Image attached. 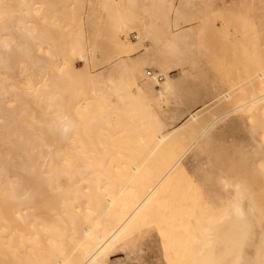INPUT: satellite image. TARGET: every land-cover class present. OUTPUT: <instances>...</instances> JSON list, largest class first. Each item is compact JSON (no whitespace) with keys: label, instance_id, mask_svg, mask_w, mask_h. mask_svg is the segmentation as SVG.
<instances>
[{"label":"rangeland","instance_id":"obj_1","mask_svg":"<svg viewBox=\"0 0 264 264\" xmlns=\"http://www.w3.org/2000/svg\"><path fill=\"white\" fill-rule=\"evenodd\" d=\"M29 2L36 9L29 19L33 21L34 25L43 28L46 25L52 31L53 40H57L62 45H60V53L55 56L58 63L65 62L64 66H66V63L69 62L67 67L69 74L72 77H77L74 91L70 92L67 88L62 94L64 100L68 101L74 92L84 91L82 88L77 91V88L81 86L86 87L87 90L94 88L96 92L90 91L85 95L81 93L80 97L98 96L102 94V90H109L110 96V100H103L98 106L88 104L86 107H81L76 114L72 115L71 113L80 128V132L78 128L75 130L74 136L77 140H74L69 147L64 141L56 144L60 146L64 156L76 155L77 157L74 156L71 160L78 162L79 167L62 169L60 164L63 158L57 156L58 158L54 161L57 167L54 169L51 167L52 170L46 177L39 179V185L44 192L50 187L58 185L62 187L61 189L56 187V190L51 192L58 195V198L63 197V200L67 202L66 208L69 207L72 210L71 214L80 216L83 221H87L88 217L92 219L98 215L97 212L91 214L86 212L87 206L94 199H97L99 208H102L107 198H112L122 189L119 193L121 199L132 198L142 190L139 188H142L143 184L138 185V183L130 182L126 184L130 175L133 174L125 167L130 160L127 145L132 147V153L138 152L139 155H145L149 152L144 146H141L145 144L140 141L141 138H136L139 134L133 135L134 144L127 141L128 127L132 126L135 133L144 131L142 133L144 136L150 133L149 131H153L151 135L154 136L155 133L165 131V123L177 125L179 121L188 117L191 111L204 107L202 122L207 123L214 117H219L200 138L201 142L199 140L196 146L189 151L190 154L184 157L186 174H177L174 182L170 183L171 185L168 184L159 191L156 199L152 200L151 210L149 209L147 212V224L142 226L141 230L136 233L137 235L134 234L131 241L125 245V250L120 246L110 249L109 264H201V260H205L207 256L211 257V252L215 248L212 247L213 244L210 241L207 248L203 247L207 238H210L208 233H218L217 238H220H218L220 244L218 249L229 254L226 264H263L264 259L261 253L262 247H264L262 246L263 240H258L262 239L260 233L262 234L264 231V219L259 216L260 210L258 209L264 212V184L262 183L264 180L261 182V179L264 178V143L262 142L264 138L253 133L251 128L253 122L248 113L240 110L228 112V110L236 105L235 99L242 96L247 81H249L247 78L252 77V72L257 70L260 58L264 62V0H29ZM108 10L112 12L110 13ZM18 14H22V12L20 11ZM58 31L64 32L62 34L60 32L58 35ZM76 35H80V38L82 36V39ZM79 50L83 55L81 58L74 53L75 51L79 53ZM94 53L96 56L93 55ZM256 57L260 58L256 59ZM133 70L138 74H135ZM11 71L15 77H18L15 69ZM73 72L78 76H75ZM166 77L172 79L173 87L167 92L166 97L156 98L155 94L160 90ZM64 79L66 82L67 77L64 76ZM254 79L251 82L254 83ZM132 85H136L135 88ZM145 87L152 91L147 92L148 89ZM227 90L232 93L230 104L214 100L216 98H213L214 96ZM234 90L236 93H233ZM134 91L137 95H134ZM226 105L231 107L228 108ZM221 107L223 108L221 109ZM33 109L37 110V108ZM30 110L24 109L23 114L27 115ZM50 110L42 109L41 111ZM111 125L113 129L110 128ZM201 125H193L194 129L191 126L187 133L189 135L186 134L176 140L171 138L170 143L167 141L168 144L164 145L165 148L162 147L161 150L155 152L159 156L155 160L160 161L163 156L177 151L179 146H188L191 135L198 133ZM35 128L31 129L38 131L39 136L58 139L57 134L51 132L53 128L47 126L45 122L41 123L39 129ZM177 139L179 140L177 141ZM77 141L81 144L79 145ZM83 141L86 144L83 145ZM171 141L175 143H171ZM180 141L182 144L174 147V144H178ZM89 159L92 161L89 162ZM77 170H79L78 173H76ZM260 176L262 177L258 180ZM61 177L63 178L60 179ZM226 178L227 181H224ZM101 179L104 181L101 182ZM256 180L259 182L256 183ZM223 181L228 185L231 182L234 188L230 187L231 184L225 187L226 184ZM220 182L221 184H219ZM259 183L261 186L263 184L262 188ZM235 186L240 187L239 190L242 191H237L238 187ZM59 190L60 193H58ZM243 191H246V196L253 197L252 199L255 195L257 196L254 200L245 196L246 198L243 200L245 195ZM163 192L165 196L160 195ZM236 193L241 194L237 195ZM242 195L243 197H241ZM237 196L243 198V204L241 199L237 198L236 200ZM247 198L250 199L249 204L256 202L253 205L254 208L246 207L249 209H245L252 210V213L241 211L242 214L239 216V213L233 208L235 212L226 214L232 212L230 203H236L235 207H238V210L241 205L249 206L246 203L248 202ZM121 199H119L120 202ZM44 203L46 202L43 201L40 205L46 207ZM4 206L2 207L8 209H2L8 210L10 213L8 214L6 211L7 216L6 214L5 216L12 219L13 215L11 216V214L14 206L10 203L6 207ZM244 208L242 207L241 210ZM255 210L259 212L256 214ZM253 211L255 212L253 213ZM246 214H253L254 217L251 220V217ZM227 216L232 220L229 219V222H225V219L228 220ZM238 216L239 218H236ZM149 218L152 221H149ZM233 219H240L241 223L239 224L242 226L247 225L249 221H252V224L256 223L253 224L254 228H252L251 222L249 223L251 224L248 225L251 227H249L250 230L244 226L243 232V227L238 224V221L235 223ZM230 221H233L234 226ZM227 223H230L229 227H227ZM256 224L261 226L263 231ZM230 225L235 227L236 232L239 229V235ZM209 226L213 227L214 231ZM255 228H257L256 232L253 231ZM258 229L259 231H257ZM1 232L0 248L4 249L6 255V249L8 251L16 249L9 242L11 238L5 235L6 232L4 231L2 234ZM245 232H250L247 234L249 236ZM251 233L255 239L252 238ZM246 236L251 237L248 239ZM235 237L238 238V241ZM240 238L244 240H240ZM39 244L34 245L35 249H29L32 246L28 243L26 246H21L20 249L17 248L20 251L18 254H22L17 260L19 259L21 264H33L35 255L32 254V250L34 249L37 259L39 258V262L35 260L34 264H42L41 260L43 263L44 259H46L45 263L52 261L60 252L58 248H61V245L59 243H56L57 248L54 246V249L51 248L53 246L47 249L44 243H41L42 247ZM1 245H6L9 249ZM51 249L57 253L54 254ZM21 250L24 252L21 253ZM16 251L15 255H17ZM28 253L29 257L26 256ZM10 254L11 252L8 253V256ZM15 255L13 256L15 257ZM15 258H12L13 260L10 258L12 262L9 264H14ZM7 259L5 264H8Z\"/></svg>","mask_w":264,"mask_h":264},{"label":"bare ground","instance_id":"obj_2","mask_svg":"<svg viewBox=\"0 0 264 264\" xmlns=\"http://www.w3.org/2000/svg\"><path fill=\"white\" fill-rule=\"evenodd\" d=\"M12 1L13 2H11L10 0H0V229L2 230V232H1V230H0V232H1V234L4 233V231L6 232L5 235H7L9 238H11V239H9V242L11 244H13L12 246H14V248L17 251L16 250L13 251V249L10 250L8 248L9 245L6 241L8 247L6 245H1V246H6V248H8L9 251L6 249V255H7V257H6L4 249L0 248V264H5L7 258H8L7 260H8V264H9V262H12V260L15 257H16L15 260L17 262L13 261L14 264L15 263L21 264L20 260L19 259L17 260V258H19V255H22V254H18L20 252L18 249H20L21 246H26L27 243H28V245L32 246L29 249H31V248L35 249L34 245L39 244V243H40L39 244L40 247H42L41 243H44L45 246H47V249L50 246H53V247H51L52 249H54V246L57 248L56 243H59L61 245V248H58V249H60V252L58 251L59 253L57 254V257L52 261H47L46 263H45L46 259H44L45 264H109L110 249H112L115 246H120L125 250V245H127L131 241V238L134 236V234L138 233L144 224H147V216H148L147 212H149L148 211L149 209L151 210L150 207L152 206L151 205L152 200L156 199V196H158V193L162 188H165L168 184L174 182L173 180H175L177 174L178 175H180L179 173H185L186 174L184 157L187 154H190L189 151H191V149L194 146H196V143H198L200 138L210 129L212 124L215 123L214 122V121H216L215 119H217L219 116L214 117L213 119L209 120V122H207V123L202 122L201 120L203 119L204 110H205L203 107V109H197L195 111H191L188 114V117H186L184 120L179 121V123L177 125L165 123V126H166L165 131H163L161 133H158V134L155 133V135L152 136L151 132H153V131H149L150 133L146 132L147 134H145V136L147 135L148 137H145L144 134H142L144 131L142 132L141 128H140L141 132L135 133L133 127L129 126L127 129V132L129 133L127 136L128 137L127 141H131V143H132L133 140L135 139V138H133V135L135 134V136H136L137 134H139L140 136L138 135V136H136V138L137 137H139L137 139L141 138L140 141H143V143H145L141 146H144L145 149L147 150V152H149V153L148 154L145 153V155H139L138 152H137L138 154L135 152L132 153V147L130 145H127L130 160H129V162L126 163V166L125 165L124 166L126 167V170H128V169L131 170L133 172V174H131L132 176L130 175L126 184L129 182L130 183H136V184L138 183V185L143 184V187L139 188L142 190L141 191L139 190L140 192L138 194L134 195L130 199H128V198L121 199L119 196V193L123 190L122 189L119 193L115 194L112 198H107L105 205L102 208H99V205L96 202L97 199L92 200L91 204L89 201L90 205L87 206L86 212L88 214H91L92 212H94V213L97 212L98 215L96 217H93L92 219H89V217H88L87 221H83V219H81V217L78 215L73 216L71 214L72 210L69 207L66 208L67 202L65 200H63L64 198L63 197L58 198V195H55L54 193H52L56 190V187H58L60 189L62 187H60L59 185L54 186V187H50L47 190H45V192H44V190L39 185V183H40L39 179L41 177H46V175L52 170V168L54 169L55 167H57V164L54 163V161H56V158H58L57 156H60L59 158H63L61 161V164H60L62 169H65L66 167H68V168L79 167L78 162L71 160V158L76 156V155L70 154L68 156L67 155L64 156L60 150V146H58L56 143H59L60 141L61 142L64 141L68 144V147H69V145L71 146V144L74 142V140H77L76 137L74 136L75 130L78 128L79 129L78 131L80 132V128L78 127V122L73 118L74 116L73 117L71 116V113H72V115L76 114V112H78L81 107H86L88 104H93L94 106H96V105L98 106L99 103L103 102V100H110V96L108 94L109 90L105 91V90L101 89L102 94H100L98 96L80 97L81 93H82V95H85L86 93H89L90 91L96 92V90L94 88L87 90L86 87H83V86L78 87V85H77V87H78L77 91H80V88H82L84 91L72 93L70 99L68 101H65L62 94L67 90V88L69 89L70 92L74 91L73 89L76 87V80H77L76 78L77 77H72L69 74V71H68L69 68H67L69 66V64H68L69 62H67L66 66H64L65 62H62V63L59 62L58 63L57 58L55 57L56 54L60 53V51H61L60 42H58L57 40L56 41L53 40L54 36L51 34L52 31L46 25H44L45 26L44 28L42 26H39V25H34L33 21L29 19L31 17V15L33 13H35V10H36L34 6L29 4L30 3L29 0H12ZM20 11L22 12V14H18V12H20ZM108 11H107V13H108ZM120 13H122V12H120ZM117 14H115V15L117 16ZM119 15H121V14H119ZM115 19H116V17H115ZM120 23H122V22H120ZM61 31H58L59 34L58 33L57 34L60 35ZM63 32H61V34ZM94 32L95 31L93 30V33ZM66 35H67V33H66ZM79 36L80 35H78L77 37L80 38ZM80 39H82V36ZM83 39H85V38H83ZM65 40H67V39H65ZM108 41H110V40H108ZM114 42H116V40H114ZM123 43H124V41H123ZM73 44H75V43H73ZM86 45L87 44L85 43V46ZM77 46L79 47V45H77ZM117 47L119 48V46H117ZM73 48H74V45H73ZM82 49H84V48H82ZM95 49H96V47H95ZM92 50H93V48H92ZM81 51H83V50H81ZM63 53H65V52H63ZM74 53L77 54L80 58L83 56L80 53V50H79V53H78V51L77 52L75 51ZM93 55H95V53ZM259 58L256 57V59H259ZM133 61H132V64H133ZM114 64H115V62H114ZM124 66L126 67V65H124ZM13 69H15L16 73L18 74V77L14 76L13 72L11 71ZM86 69H89V68H86ZM115 69H117V68H115ZM122 69H124V67H122ZM74 74H75V76H78L76 73H74ZM135 74H138V72L137 73L135 72ZM252 74H253L252 77L247 78L249 81H247V84H246L247 86L244 85L246 87L243 90L244 92H243L242 96L239 97L238 99H235L236 105L233 108H231L230 110H228V112L240 110V111L248 113L249 114L248 116H250L252 118L251 120H252L253 124H251V128L254 131L253 133L260 135L261 138H264V62L261 58L259 60V66L257 67V70L254 71V73L252 72ZM118 75H119V73H118ZM64 76L67 77L66 82H65L66 78L64 79ZM101 76H102V74H101ZM252 79H254V81H255L254 83L251 82ZM108 80H109V78H108ZM98 81L100 82V80H97V82ZM143 84H144V81H143ZM107 85H109V84H107ZM134 86H136V85H134ZM134 86H133V88H135ZM123 87H124V85H123ZM172 87H173L172 79L170 77H166L164 79L161 87H160V90L158 91L157 94H155V97L156 98L166 97L167 92H169L172 89ZM145 88L148 89V90L146 89L147 92L152 91L148 87H145ZM128 90L129 89H127V91ZM136 90H137V88L135 89V91ZM228 90L219 93L217 96H214L213 98L216 97L214 100H216L218 102H223L224 104L225 103L230 104L232 102V93H230L229 92L230 90L229 91ZM131 91H132V89H131ZM135 91H134V93H135ZM123 92H124V90H123ZM233 93H236L235 90ZM144 94L148 95L146 93H144ZM134 95H137V94L135 93ZM122 96H124V95L122 94ZM142 98H144V97H142ZM145 99H147V98H145ZM149 99H151V98H149ZM133 102L134 101H132V103ZM106 105H107V103H106ZM204 105H207V104H204ZM227 107L229 108L231 106H227ZM33 108H37V110L33 109ZM222 108L223 107H221V109ZM228 108H226V109H228ZM24 109L25 110L31 109V110L27 112V115H25V114H23ZM42 109H51V110L50 111H41ZM133 115H134V113H133ZM42 122H45V124L47 126H49L50 128H53L51 130V132L54 134H57L58 139H52L49 137L39 136L38 131L31 129L34 127H36L35 129H39ZM195 124H197V125L202 124L201 125L202 127L200 128V131L198 133L193 134L194 136L191 135L192 137H190V140H189L190 143L188 146L184 145L185 147H182V146L180 147L179 145L182 144L180 141V143L178 142V144H174V147H176V145H177V147L179 146V149L177 151H175L171 154H168L166 156H163V157L161 156L162 158L160 159V161L155 160L158 156L157 153H155V152L158 151L160 148L164 147V145L167 143V141H169V143H170L171 138H175V140H176V138H182V136H184V135L186 136V134L189 132V129L191 128V126H192V128L193 127L195 128V126H193ZM139 126H141V124H139ZM112 127L113 126L111 125L110 128L113 129ZM143 128H145V126H143ZM196 129H197V127H196ZM145 131H146V128H145ZM27 134H28V136H27ZM81 135H79V136H81ZM187 135H189V134H187ZM81 137H83V136H81ZM91 139H89V140H91ZM178 140L179 139H177V141ZM153 141H154V144H152ZM172 141H173V139H172ZM172 141H171V143L176 142V141L175 142H172ZM77 142L79 143V141H77ZM137 142L139 144H141V142H139L138 140H137ZM137 142H135V143L138 144ZM199 142H201V140ZM262 142L264 143V140H262ZM185 143H187V142H185ZM185 143H183V144H185ZM80 144L81 143H79V145ZM84 144H86V143L83 141V145ZM91 144H89V145H91ZM133 144H134V142H133ZM93 145H94V143H93ZM165 146H167V145H165ZM135 147H137V146L135 145ZM73 152H74V150H73ZM154 154L156 155L155 158H154ZM53 156H54V158H53ZM91 161L92 160H90L89 162H91ZM262 169H263V167L261 168V170ZM72 171H74V170H72ZM78 172H79V170L76 171V173H78ZM17 174H21V175H17ZM22 174H24V175H22ZM101 176H102V174H101ZM49 177H50V175H49ZM261 177L262 176H260L258 180H260ZM62 178L63 177H61L60 179H62ZM42 179L44 180V178H42ZM229 180H231V179H229ZM263 180H264V178L261 179V182ZM102 181H104V180L101 179V182ZM224 181H227V178ZM221 182L219 184H221ZM231 182H233V181L231 180ZM231 182H229V185L226 184L227 182L226 183L224 182L226 184L225 187L230 186ZM258 182L259 181H257L256 183H258ZM262 183L264 184V182H262ZM263 184H262V186L260 184L261 188L263 187ZM230 187L234 188V186H232V184ZM235 187H238V186H235ZM239 188L240 187H238L236 189H237V191L241 192L242 190H239ZM243 192H244V194L246 193V191H243ZM249 192H250V190H249ZM261 192H263V191H261ZM49 193H51V194H49ZM58 193H60V190ZM162 194H163V196H165L164 192L161 193L160 195H162ZM239 194H241V193H239ZM239 194H237V195H239ZM261 194H263V193H261ZM246 195L247 194L244 195V199L241 198V197H243V195L241 197L237 196L236 200H237V198H238V200L241 199L240 201L243 204L242 201L245 200L246 197H248ZM252 195H253V193H252ZM255 196H257V195H255ZM255 196H254V199H255ZM248 198H251V197H248ZM248 198H247V200H248ZM252 198H251V200H254ZM119 199H121L122 201L120 202ZM215 199H217V198H215ZM249 200H248V202H246V201H244V202L249 204ZM43 201L46 202V203H44L46 205V207H43L40 205L41 202H43ZM209 201H210V199H209ZM218 202H220V201H218ZM236 202L239 203V201H236ZM254 202H253V204L251 202L252 205L249 204V206L248 205L245 206V204L241 205V203H240L241 207L239 210H238V207H235L236 203H234V204L230 203V207L232 206V212H228V213L225 212V213L231 214V213L235 212V210L233 208L236 209V211L239 213V216H241L240 214H242V212L244 213V211H245V213H246V211H248L249 213H252L251 212L252 210L249 211V210H245V209H249L246 207L254 208L253 205L256 204V202L255 203ZM9 203L12 204V206H14L12 208L13 210H12V214H11V216L13 215L11 217L12 219H8V217H6L7 216L6 211L8 212V210L4 211L5 209H8L6 206ZM205 203H206V201H205ZM261 203L263 204V202H261ZM3 205H5L4 207H6V208H3L2 207ZM227 206L229 207V204H227ZM242 207H245L244 210H241ZM210 209H211V207H210ZM221 209H220V211L222 212ZM257 209H258V206H257ZM228 210H229V208H228ZM230 210H231V208H230ZM258 210H260L259 216L264 219L263 210H261V209H258ZM255 211H253V213ZM258 212L259 211H256V214ZM5 214H6V216H5ZM8 214H10V213L8 212ZM211 214H213V213H211ZM223 215H225V214H223ZM246 215H249V214H246ZM252 215L253 214L249 215L251 217V220L254 217V215L253 216ZM228 216H227L228 220L225 219V222L226 221L229 222V219L232 220ZM231 216H233V215H231ZM239 216L236 218H239ZM233 218H235V217H233ZM241 218H243V217H241ZM240 219H238V220L233 219V220H235L234 221L235 223H236V221H238V224H239V223H241ZM150 220L151 219L149 218V221ZM256 221H257V219H256ZM232 222L230 221V223H232ZM250 222L252 224V221H249V223ZM214 223H212V224L214 225ZM249 223H247V225H244V226H246V228L248 227V230H250L249 229L250 226H248V225H251ZM255 223L256 222H254L253 224H255ZM229 224L227 223V227H229ZM242 224H243V222H242ZM244 224H245V222H244ZM253 224L251 226H253ZM159 225H158V227H159ZM209 225H211V224H209ZM232 225L234 226L233 223H232ZM239 225L242 226L241 224H239ZM233 226H231V227H233ZM244 226H242L243 232H244V228H245ZM256 226L259 228L261 227V226H258L257 224H256ZM209 227H211V226H209ZM237 227H239V226H237ZM159 228H161V227H159ZM225 228H226V226H225ZM230 228H228V229H230ZM234 228L235 227H233V230H234ZM252 228H254V226ZM211 229L213 230V227H211ZM228 229H227V231H228ZM256 229L257 228H255L254 230L252 229V230L255 231ZM260 229L263 231L262 228H260ZM146 230H148V229H146ZM230 231L231 230H229V232ZM237 231L239 232V229ZM257 231H259V229ZM238 232L235 231V233H237V234H238ZM243 232H242V236L244 234ZM249 233H246V235ZM253 233H251V236H253L252 235ZM217 234L218 233H216V234L208 233V236H210V238H207V241L205 242L203 247L207 248L209 241H210L214 245V246L212 245V247H215V248L211 252V257L207 256V258L205 260H201V264H226V261L228 259L227 257H229V254L225 253L224 251L222 252L218 249L220 244L218 241L219 237L217 238V236H218ZM258 235H257V237H258ZM260 235H261L262 239H259L258 241L263 240L262 246H264V231L262 234L260 233ZM160 236H162V235L160 234ZM247 236H249V235H247ZM239 237H241V236H239ZM250 237H247V238L250 239ZM235 238H237V237H235ZM252 238H254V236ZM241 239H243V238H240V240ZM3 240L5 241V239H3ZM237 241H238V238H237ZM11 244H10V246H11ZM52 244H55V245H52ZM173 245L175 246V244H173ZM226 245H227V241H226ZM36 246H38V245H36ZM258 247H261V246L258 245ZM262 248H263L262 251L261 250L260 251H261L262 257L264 259V247H262ZM34 249L32 250V252H33L32 254L35 255L36 262H39V258L37 259V254H35ZM15 251L17 252V255H15L16 253L14 254ZM53 251L54 250H52V252ZM9 252H11V254L8 256ZM23 252L24 251L21 250V253H23ZM46 253H48V252H46ZM55 253H57V251ZM13 255H15V257ZM29 255L30 254L28 253V255H26V256L29 257ZM236 255H237V253H236ZM5 257H6V259H5ZM40 257H41V255H40ZM42 257H44V255H42ZM10 258L11 259L13 258V259L11 260ZM51 259H53V258H51ZM260 260H262V258ZM34 261H33V264H34ZM41 262H42V264H44L42 260H41ZM230 262H231V259H230ZM167 263H168V261H167ZM37 264H39V263H37Z\"/></svg>","mask_w":264,"mask_h":264},{"label":"built area","instance_id":"obj_3","mask_svg":"<svg viewBox=\"0 0 264 264\" xmlns=\"http://www.w3.org/2000/svg\"><path fill=\"white\" fill-rule=\"evenodd\" d=\"M133 35V34H132ZM134 36V35H133Z\"/></svg>","mask_w":264,"mask_h":264}]
</instances>
